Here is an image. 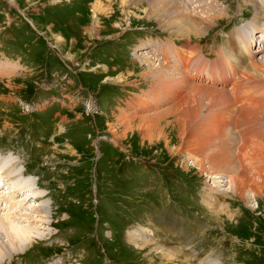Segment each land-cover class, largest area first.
<instances>
[{
  "label": "rangeland",
  "instance_id": "1",
  "mask_svg": "<svg viewBox=\"0 0 264 264\" xmlns=\"http://www.w3.org/2000/svg\"><path fill=\"white\" fill-rule=\"evenodd\" d=\"M167 1L172 13L168 21L181 15V23L192 31L194 18L208 12L211 19L185 35L168 28L166 16L154 11V1L0 0L1 162L25 166L26 182L44 195L36 200L33 194L27 205L39 203L45 213L37 220L27 218L30 223L11 215L15 227L26 228L33 241L1 254L0 264H18L21 258L31 264H165L155 247L138 249L127 234L146 227V233L165 237L154 239L168 246L171 236L161 230L168 225L159 215L172 213L173 206L190 212L178 215L177 222L194 220V236L178 238L190 246L184 251L204 259L191 255L192 264L215 257L219 264H264V148L259 156L239 149L244 104L232 87L241 76L234 65L227 73L231 60L223 57V65L218 59L226 49L233 59L241 56L237 43L248 42L253 27L256 42L250 47L264 44V0ZM234 29L238 39L227 43L236 35ZM148 62L169 70L161 68L163 77L155 79L158 70H148ZM222 74L230 80L225 87L219 83ZM212 77L218 82L212 83ZM242 81L244 86L237 87L243 94L263 96L264 82ZM150 92L158 96L156 107L149 97L141 111L128 108ZM195 94L210 97L191 102L198 111L188 124L179 121L177 111L187 114L173 106ZM40 99L47 103L40 109H50L39 115L34 106L41 103H26ZM259 109L264 126V107ZM207 119H212L210 125ZM95 126L101 132L102 156L91 192ZM258 130V139L249 136L256 131L246 135L247 148L257 141L264 146V129ZM224 151L233 156L230 166L209 160ZM135 157L154 168L140 166ZM242 172L238 180L246 185L230 190L228 180ZM216 180H221L220 188ZM5 236L1 227L0 239Z\"/></svg>",
  "mask_w": 264,
  "mask_h": 264
},
{
  "label": "bare ground",
  "instance_id": "2",
  "mask_svg": "<svg viewBox=\"0 0 264 264\" xmlns=\"http://www.w3.org/2000/svg\"><path fill=\"white\" fill-rule=\"evenodd\" d=\"M147 1H149V2L154 1L155 6H156L154 11H156V14L160 18H162L163 16L164 17L166 16L167 22H165V23L168 25V28H170V30H173L174 33H181V30L184 31L183 33L185 35H187L189 33V31L190 32H194V31L198 32L199 30H201L199 22H202L203 24H205L204 26H206L207 24L205 22V19L209 20V19H211V16H212V15L211 16L207 15L208 12H206V13L204 12V14H206V15L202 19L201 18H194V22H192V24H191L193 29H194V31H192V28L185 27V25L183 23H181V21H180L181 15L179 17L178 14H176L177 17H174L170 21H168L167 18L170 17L172 14L169 11V8H167L169 6L170 1L162 0V3H159V2H161L159 0H147ZM157 3H159V4H157ZM172 6L174 7V5H172ZM204 10H205V8H204ZM217 14H218V12H217ZM213 20H214V16L212 17L211 22H213ZM260 29H262L260 34L262 33L261 36H262V38H264V25L263 26L261 25ZM234 33L236 35L234 36L232 34L230 36V39H231L230 42H227V43H233V42L236 43L235 40L238 39V34L236 32H234ZM232 39H234V40H232ZM253 39H254V37H253ZM253 39L250 38L249 40H247L248 42L244 41V43L243 42L240 44L237 43L236 47H237L238 52L240 53L239 55H241L239 57L244 56V58H242V59L239 57L238 58L236 57L235 59L231 58L232 52L230 51V49H226V51H224V57L228 58L229 60H231L233 62L236 74H239V76H241V80L237 84L234 83L233 87H232V90L234 88V93L236 92V94L240 95L238 97L240 98V101H242V103L244 104L243 105V108H244L243 111L244 112L240 116L241 117L240 122H242V119H244L243 123H244L245 127L243 128V131L241 130L242 131L241 133L240 132L238 133V134H240V137H242L244 139L241 141L239 149L241 150L242 154H243V151L245 153L247 151H249V152H253V154L256 156H259L261 153H258V152L262 151L263 150L262 148H264V146L260 147V143H259V141H257L254 145V148H251V147L247 148L248 146L246 145V143L249 141V139H248V137H246V135L251 134L252 131H254V132L256 131V132L255 133L253 132L254 133L253 135H249L250 137L256 138V135L262 134V133H260L261 130H258V129H259V127L262 130L264 129L263 123L260 120L261 119L260 116H261V114H263V111L260 110L259 107L260 108L264 107V94L262 97H258V98L252 97L251 95L243 94L242 91H240V88L237 87L239 84L244 86V82L242 81V79L245 80V79H256V78H258L261 82H264V44L261 46L259 45L257 47L251 48L250 46H252V44H253V41H254ZM259 41H260V43L262 42L261 40H259ZM254 42H256V41H254ZM172 52H175V50L174 51L172 50ZM175 53H177L179 55V57L181 58V60L185 61V63L187 64L186 58L183 57L178 50H176ZM189 56L191 58L192 55H189ZM257 56H258V58L256 60L252 59V58H256ZM184 58H185V60H184ZM220 58H222V57L220 56ZM245 58L250 59L251 63L246 64ZM184 66H186V65H184ZM161 68L165 69L167 67H165V65L163 66L161 64L154 67L153 64L148 62V70H150V71L158 70L155 72L156 73V76H154L155 79L157 78V76H160V75H162L161 77H163L164 72L161 71ZM143 70L141 71V74H143L146 71V69L144 72H143ZM181 78H182V76H181ZM177 85L180 86L181 83L177 82ZM225 94H228V93L225 92ZM194 96H195V98L182 100L181 102H179L175 106H173V110H175V109L178 110L179 107H182V109H184L185 113L187 114L186 116L185 115L182 116L181 115L182 113L177 111V113H179V118H178L179 121H183L185 123L187 122V124H188V122L191 121V118L193 119V116H195L197 114L196 112L198 111V107L196 105H194L193 103L191 104V102L196 100V99L199 100V98H202L205 100L206 98L210 97V95L208 97V96L203 95V94H197V95L195 94ZM140 118H142V117H140ZM210 120L212 121V119H210ZM210 120L207 119V122L205 120L204 121L207 124H209ZM218 120H219V124L223 125L222 120L221 119H218ZM234 120H235V118L232 119V121H234ZM250 121H251V124L249 126L248 123ZM237 127H238V125H237ZM239 128H240V126H239ZM191 139H192V137H191ZM256 139H258V138H256ZM196 150H197V148H196ZM208 158L210 161L216 160L217 162H219L222 165H229L230 164L229 160L233 159V156H231L229 153H225V151H224L223 154L222 153L211 154L208 156ZM5 166L6 167H3L2 165L0 166V212L2 213V210H3L4 211L3 213L8 214V217H4L7 215H3V216L0 215V228L2 227L3 231H5V234H6V236L4 238L0 239V255L4 254V252L6 254L8 251H16L17 249L20 250L23 247H26L27 245H29L33 241V240H31L30 232L27 231L26 228L24 229L23 227L22 228L21 227L20 228L15 227V222L14 221L12 222L13 218L19 219L20 217H23V220L26 219L25 221L30 223L32 220L31 221L27 220V218L37 220V218L39 219V217L44 218V214H45L43 207L39 203L36 206L27 205V203L29 201H31V197L33 196V194L35 196L33 199H36V200H37V198H42L44 196L42 194V192H41V194H39L40 191L38 190V187L35 186L36 184L34 185L30 182V185H28V183L26 182V179L24 178L25 176L23 175V172H21V170H16V168H12V166H10V167H7V165H5ZM242 175H243V172L241 174H239V176L236 175L234 178L228 180V182H229L228 188L230 190L234 189L235 186H239V187L241 186L240 188L243 189V187L246 185V183H244L246 180L244 182H241L240 180H238V179H240L239 177ZM215 178L219 179L220 177L217 176ZM233 180L235 183L233 182ZM216 181L215 182H216L217 186L219 185V188H220L221 180L220 181L216 180ZM254 188H255V190H259V186L258 187L255 186ZM36 191H38V192H36ZM34 192H36V193H34ZM240 195H241V193H240ZM212 206H213V204H210L211 209H213V207H214V206L213 207ZM217 211H220V210H217ZM11 215L13 218L11 217ZM214 215H216V214H214ZM160 221H162V220H160ZM157 227H158V225H157ZM160 227H161V225H160ZM145 228L146 227L139 229L138 233L128 232V234H127V237L129 238V241L131 243H137L138 244V245L136 244L138 246L136 248L143 249V248H146L148 246L149 247H152V246L155 247V248H153V250L154 249L157 250L156 254H158L159 257H163V256L165 257V262H166L165 264H179L180 262H183V264H192L191 258L194 256V254L187 252V251H184V250H187V248H189L187 245H183L182 244L183 242H182L181 243L182 246H181V244H179V243L176 244L172 240H170V241H172L173 244L169 241L168 246L166 245V243H162L164 241L156 242L154 237H152L154 235L153 233H151L152 231L146 233ZM161 228H164V227L162 226ZM29 230H31V229H29ZM132 230H134V229H132ZM161 230H162L163 234H166L169 232V226H167L166 228L161 229ZM163 230H165L166 232H163ZM3 235H4V233H3ZM1 237H3V236H1ZM147 237H150V238H147ZM11 238H13V239H11ZM179 246H181L182 249ZM191 255H193V256H191ZM200 259H202V258H200ZM202 260H204V259H202ZM207 260H209V259H207ZM207 260H205L204 261L205 263H203V264H219L218 259H216V257L214 259H211L212 261L210 260L209 263L207 262ZM18 264H20V263H18ZM21 264H24V263L21 262ZM196 264H199V263H196Z\"/></svg>",
  "mask_w": 264,
  "mask_h": 264
},
{
  "label": "water",
  "instance_id": "3",
  "mask_svg": "<svg viewBox=\"0 0 264 264\" xmlns=\"http://www.w3.org/2000/svg\"><path fill=\"white\" fill-rule=\"evenodd\" d=\"M18 262L21 263V262H24V261H23V259L21 258V260H19Z\"/></svg>",
  "mask_w": 264,
  "mask_h": 264
}]
</instances>
